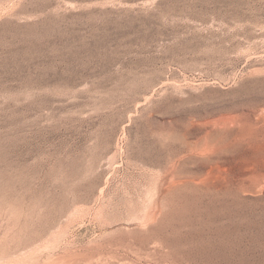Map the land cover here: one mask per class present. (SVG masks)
I'll use <instances>...</instances> for the list:
<instances>
[{
    "label": "rangeland",
    "instance_id": "1",
    "mask_svg": "<svg viewBox=\"0 0 264 264\" xmlns=\"http://www.w3.org/2000/svg\"><path fill=\"white\" fill-rule=\"evenodd\" d=\"M0 264H264V0H0Z\"/></svg>",
    "mask_w": 264,
    "mask_h": 264
}]
</instances>
